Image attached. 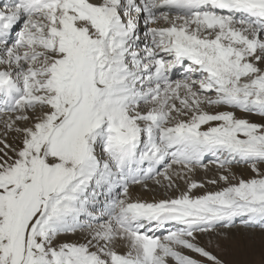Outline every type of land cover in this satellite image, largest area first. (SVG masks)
<instances>
[{"label":"snow or ice","instance_id":"1","mask_svg":"<svg viewBox=\"0 0 264 264\" xmlns=\"http://www.w3.org/2000/svg\"><path fill=\"white\" fill-rule=\"evenodd\" d=\"M207 157L219 190L133 198ZM171 261L264 264V0H6L0 264Z\"/></svg>","mask_w":264,"mask_h":264},{"label":"rangeland","instance_id":"2","mask_svg":"<svg viewBox=\"0 0 264 264\" xmlns=\"http://www.w3.org/2000/svg\"><path fill=\"white\" fill-rule=\"evenodd\" d=\"M237 112H239V111H237ZM241 115L243 116L244 114H241ZM247 118H249L255 122H261L260 118L258 116H248ZM217 167H219V164ZM233 167L236 168V172H237L236 174L233 172ZM218 172H219V174L215 178H218L222 172L224 174H229L226 169H222V172H221V170H218ZM236 175H237V177H236ZM253 175L254 174L252 173L250 167L245 165V164H234L231 166L230 179L233 183L236 182L240 178L248 179V178L252 177ZM158 179H160V183H162L165 178L163 176H161V177H158ZM172 180H173V178H172ZM195 182L201 183L204 181H195ZM160 183L157 184L156 180L153 179V180L148 181L147 188H141L140 186L139 187L146 192L149 191V192L155 193L157 195V198L159 197V199H163V198L164 199H170L169 196H171V195L174 196V195L178 194V192L180 193V186L176 183L175 180H173L172 186H169L168 181H164L163 185ZM203 184H204L203 188L194 189L195 191L193 190V192H195V195H202L206 191L219 190L220 188L225 186L223 181H219L218 184H216V185H211V184L206 183V180H205V182ZM157 189H158V191H157ZM164 235H167V233L161 234L160 236L163 237ZM202 239H206V237H204ZM186 254L195 255L192 253H186ZM196 258L200 259V257H198V256H196ZM170 264H175V262L171 261Z\"/></svg>","mask_w":264,"mask_h":264},{"label":"bare ground","instance_id":"3","mask_svg":"<svg viewBox=\"0 0 264 264\" xmlns=\"http://www.w3.org/2000/svg\"><path fill=\"white\" fill-rule=\"evenodd\" d=\"M237 113L240 116H242L241 115L242 113H240V112H237ZM205 164L207 165V169H205V167L198 166L192 172H181V170L178 167L174 166V169L170 170V174L172 175L173 180H175L176 183L180 186V193L178 192V194H176L174 196H172V195L169 196L170 199L177 198L183 192L187 191L189 185L192 182H195V181H204L205 182V180H206V183H207L208 180L215 178L219 174L218 170H221V172H222V169L217 167L218 166L217 164H213L211 162H208V163H205ZM177 172H180L179 176L176 175ZM233 172L235 174L237 173L235 167H233ZM236 177H237V175H236ZM164 181H168V180L164 179L163 182L160 183V184L163 185ZM204 182H201V183H204ZM157 191H158V189H157ZM132 193H133V198H135V199L138 198V199H140L142 201H145V202H150L151 203V202H158V201L162 200V199H159V197L157 198V195L155 193H152V192H149V191L146 192V191L142 190L139 187V185L133 187ZM193 194L195 195V192H193Z\"/></svg>","mask_w":264,"mask_h":264}]
</instances>
